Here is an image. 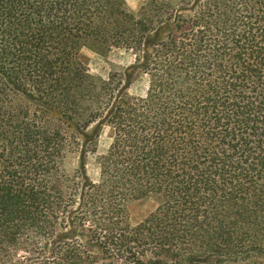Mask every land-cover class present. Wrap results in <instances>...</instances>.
Masks as SVG:
<instances>
[{
  "label": "trees",
  "instance_id": "16d2710c",
  "mask_svg": "<svg viewBox=\"0 0 264 264\" xmlns=\"http://www.w3.org/2000/svg\"><path fill=\"white\" fill-rule=\"evenodd\" d=\"M126 2L0 0V264H264V0ZM88 47L135 51L146 97L85 109ZM109 122L100 183L70 175Z\"/></svg>",
  "mask_w": 264,
  "mask_h": 264
},
{
  "label": "rangeland",
  "instance_id": "374dc122",
  "mask_svg": "<svg viewBox=\"0 0 264 264\" xmlns=\"http://www.w3.org/2000/svg\"><path fill=\"white\" fill-rule=\"evenodd\" d=\"M151 0H127L126 9L135 14H139L143 6ZM174 7L182 8L191 3V0H167ZM191 15L190 12H184L183 16ZM136 52L130 49H112L109 52L98 51L94 47L84 48L81 53V58L92 76V81L95 84V98L86 99L82 105L93 107L98 104L111 103L114 101L121 88L128 84L133 78L136 68ZM150 76L147 73L138 71L134 76L130 88L125 92V95L130 98H145L150 84ZM106 105V104H105ZM107 107V106H106ZM63 113L60 109L55 108L52 112V117L56 121L62 119ZM86 115L83 120H73L71 126L76 130L77 123H85L88 120ZM97 124H93L90 129L82 131L83 134L78 135L80 146H76L68 155L65 161V170L70 175H75L80 172L82 165V151L86 153L85 164L87 177L93 183L101 181V159L106 156L116 137L117 130L110 122L105 124L96 135L94 133ZM88 135L89 137H86ZM159 197H150L143 200L131 201L126 207L127 219L131 227L135 228L142 224L151 214L156 212L161 205ZM98 251V250H97ZM121 255V253H119ZM120 259V258H119ZM118 261L111 263L117 264Z\"/></svg>",
  "mask_w": 264,
  "mask_h": 264
}]
</instances>
